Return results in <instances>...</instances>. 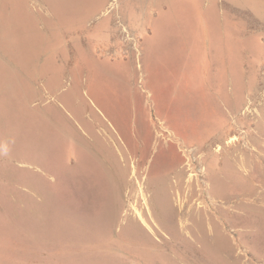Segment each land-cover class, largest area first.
Wrapping results in <instances>:
<instances>
[{
	"label": "rangeland",
	"instance_id": "374dc122",
	"mask_svg": "<svg viewBox=\"0 0 264 264\" xmlns=\"http://www.w3.org/2000/svg\"><path fill=\"white\" fill-rule=\"evenodd\" d=\"M171 2L168 9L174 14L164 17L168 29L183 19L179 12L187 5V0ZM152 8L145 0H0V131L5 133L0 132V264H264V62H257L252 80H199L193 86L187 72L197 70V75L203 61L195 59L188 71L182 66L184 59L170 52L167 43L153 41L154 35L144 29L153 19L146 23L144 16L135 14L137 10L152 14ZM210 11L188 19L193 25L204 20L210 38L203 40L219 45V33L212 30L218 14ZM244 30L242 55L239 49L237 53L241 67L249 70V63L256 60L253 56L264 57V41L254 26ZM143 39L151 40L142 45ZM218 50L206 46L201 57L206 62ZM212 84L230 91L225 96L227 107L221 106V100L218 104L216 96L211 98ZM233 89L242 92L237 111ZM67 90H73L74 96ZM88 119L95 121V129ZM85 120L89 124L84 126ZM220 133L222 148L215 153L209 138ZM171 136H176L172 147L183 170L178 185L166 151ZM120 164L128 178L121 188L110 189L106 171ZM162 177H168L167 191L174 205L181 198L192 211L216 215L221 253L199 237L192 245L184 237L170 239V223L160 222L169 236L153 227L158 239L141 226L137 214L148 219V207L159 201ZM213 189L237 196L215 197Z\"/></svg>",
	"mask_w": 264,
	"mask_h": 264
},
{
	"label": "crops",
	"instance_id": "0c3cea01",
	"mask_svg": "<svg viewBox=\"0 0 264 264\" xmlns=\"http://www.w3.org/2000/svg\"><path fill=\"white\" fill-rule=\"evenodd\" d=\"M171 1L178 3L183 0H145L147 2V8L153 6L152 14H148L147 11L142 12L137 10L135 14H140L146 18V23H149L150 19H153L151 24H147V27L144 28L148 34L151 35V38L155 39L153 41L159 40L158 42H165L169 47L170 52H173L175 55H180L184 60L182 66L185 69H192L193 61L198 59L199 61H203V68L201 69V73L199 72L197 75V70L192 72H187L191 74V82L193 86H195L200 81L216 79L218 81L225 80H252L256 77V71L258 64L264 62V57L258 60L253 56L254 63L252 61L249 63V70L246 68H242L243 64L242 60H238V49L239 56L242 55L241 52V42L242 32L247 27L252 29V26L262 34V39L264 41V0H187L186 7L179 12V14L183 13V19H178L177 23L172 26L171 29H168L164 23L168 19H164L165 14L173 16L174 10L168 9V5H171ZM192 1V3H190ZM206 1V2H205ZM146 7V6H145ZM211 8V14H218L217 27L212 30L217 31L219 33V45H214L213 42H210V29L207 27V23L204 20H199V25L191 24V21L188 19L192 15L196 14L199 17L203 16L207 13V9ZM142 10H144V6H142ZM188 10V14L186 11ZM160 13V15L158 14ZM155 20V21H154ZM188 21V24H187ZM195 21V18L194 20ZM149 28V29H148ZM144 29L141 30L143 33ZM261 29V30H260ZM204 33V34H203ZM205 35V36H204ZM201 37V39H200ZM202 37H209L205 41ZM151 40V39H150ZM150 40L143 39L142 45ZM239 40V41H238ZM218 47V51L211 52V59L204 61V58L201 55L205 54L206 46H209L210 49L214 46ZM239 45L240 48H237ZM213 51V50H212ZM209 54V51L207 52ZM216 54V56L214 55ZM242 57V56H241ZM252 55L249 53V57ZM186 61V62H185ZM191 61V62H189ZM259 63L257 64V62ZM211 64L214 66L211 68ZM214 64L218 66L215 67ZM198 65V64H194ZM197 81V82H194ZM214 86L213 90L215 93H210L211 98L216 96L218 98V104L221 100V106L224 108L227 107L225 96L229 92L225 90V88L220 87V84H212ZM233 95L237 97V106L234 107L235 111H237L240 107L241 103V95L242 92L240 89H233ZM236 102V99H234ZM130 157V156H129ZM123 166L111 167L110 171H107L108 174V182L111 187L121 188L124 180H127L128 173Z\"/></svg>",
	"mask_w": 264,
	"mask_h": 264
},
{
	"label": "bare ground",
	"instance_id": "6f19581e",
	"mask_svg": "<svg viewBox=\"0 0 264 264\" xmlns=\"http://www.w3.org/2000/svg\"><path fill=\"white\" fill-rule=\"evenodd\" d=\"M110 3H112V2H110ZM88 15H90V14H88ZM87 17V16H86ZM38 19V18H37ZM40 20V19H39ZM38 21V20H37ZM46 29V28H45ZM75 29H77V28H75ZM75 29H74V31H75ZM80 31V30H79ZM64 33V32H63ZM76 33V32H75ZM45 34V33H44ZM66 34V33H65ZM78 34V33H77ZM62 35V34H61ZM65 36V35H64ZM1 37V36H0ZM70 38H71V36H70ZM66 39V38H65ZM65 41V40H64ZM261 43V42H260ZM56 47V46H55ZM262 47H263V45H262ZM262 47H260V48H262ZM49 52V51H48ZM3 53V52H2ZM1 53V54H2ZM57 53V52H56ZM40 54H41V52H40ZM58 54V53H57ZM11 60V59H10ZM11 62V61H10ZM7 63V62H6ZM14 63V62H13ZM59 63V62H58ZM9 64V63H8ZM11 65H12V63H11ZM10 65V66H11ZM65 65V64H64ZM16 67V66H15ZM30 67V66H29ZM79 67V66H78ZM11 68V67H10ZM73 68V67H72ZM75 68V67H74ZM30 69V68H29ZM35 69H37V67L35 68ZM72 70H74V69H72ZM50 71V70H49ZM48 71V72H49ZM71 71V70H70ZM16 72H18V71H16ZM32 72H34V69H33V71ZM73 72H75V71H73ZM73 72H71V73H73ZM14 73V72H13ZM19 73V72H18ZM37 73V72H36ZM76 73V72H75ZM59 75H61V74H59ZM79 74H77V76H78ZM73 76H74V74H73ZM43 77V76H42ZM76 77V76H75ZM74 77V78H75ZM81 77V76H80ZM61 78V77H60ZM43 79V78H42ZM67 79V78H66ZM81 79V78H80ZM33 80H35V79H33ZM38 80V79H37ZM18 81V80H17ZM36 81V80H35ZM62 81V80H61ZM75 81V80H74ZM80 81V80H79ZM130 81V80H129ZM63 82H65V81H63ZM41 83H42V80H41ZM81 83V82H80ZM79 83V84H80ZM9 84V83H8ZM18 84H19V82H18ZM54 86H55V84L54 83H52ZM62 84V83H61ZM40 85V84H39ZM60 85V84H59ZM76 85V84H75ZM8 86V85H7ZM9 86H10V84H9ZM8 86V87H9ZM20 86V85H19ZM4 87V86H3ZM6 87V86H5ZM29 87H31V89H33L32 87V85H29ZM7 88V87H6ZM39 88V87H38ZM43 88H44V86H43ZM3 89V88H2ZM50 89H52V88H50ZM57 89V88H56ZM47 90V89H46ZM62 90V89H61ZM69 90V89H68ZM68 90H67V92H68ZM1 91V90H0ZM42 91V90H41ZM54 91V90H53ZM52 91V92H53ZM58 91V90H57ZM61 92H63V91H61ZM71 93H72V95L71 96H74L73 94V90H71L70 91ZM70 92H68L69 94H70ZM75 92V91H74ZM30 93V92H29ZM32 93V92H31ZM35 93V92H34ZM44 93V92H43ZM48 93H49V91H48ZM64 93H65V90H64ZM80 93V92H79ZM25 94V93H24ZM23 94V95H24ZM40 94V93H39ZM54 94V93H53ZM66 94V93H65ZM22 95V96H23ZM36 95V94H35ZM34 95V96H35ZM42 95V94H41ZM55 95V94H54ZM66 95H68V94H66ZM77 95V94H76ZM28 96H29V94H28ZM31 96L32 95H30L29 96V98H31ZM51 96H52V94H51ZM27 98V97H26ZM81 98V97H80ZM164 98V97H163ZM20 99V98H19ZM44 99V98H43ZM56 99V98H55ZM66 99V98H65ZM79 99V98H78ZM82 99V98H81ZM34 100V99H33ZM37 100V99H36ZM35 100V101H36ZM63 100V99H62ZM72 100V99H71ZM75 100H76V97H75ZM25 101V100H24ZM58 101V100H57ZM74 101V100H73ZM73 101L71 102L72 104H70L69 105V108H70V106L71 105H73L74 103H73ZM82 101V100H81ZM22 102V101H21ZM40 102V101H39ZM83 102V101H82ZM23 103V102H22ZM32 103V102H31ZM38 103V102H37ZM66 104H68L67 102H65ZM80 102H78V104H79ZM30 104V103H29ZM59 104V103H58ZM77 104V103H76ZM84 104H86V103H84ZM63 105H64V103H63ZM87 105V104H86ZM32 106V105H31ZM43 105H41V107H42ZM75 106V105H74ZM77 106V105H76ZM79 106H81L82 107V109H83V106L82 105H79ZM54 107V106H53ZM58 107V106H57ZM63 107V106H62ZM80 107V108H81ZM26 108V107H25ZM32 108V107H31ZM43 108H45V107H43ZM51 108H52V105H51ZM55 108H56V106H55ZM79 108V107H78ZM78 108L76 107V109L78 110ZM79 108V109H80ZM16 109V108H15ZM24 109V108H23ZM49 109V108H48ZM57 109V108H56ZM55 109V110H56ZM59 109V108H58ZM64 109V108H63ZM72 109H75V108H72ZM89 109V108H88ZM37 110V109H36ZM39 110V109H38ZM65 110V109H64ZM68 110V109H67ZM71 110V109H70ZM81 110V109H80ZM89 110H91V109H89ZM40 111V110H39ZM45 111V110H44ZM47 111V110H46ZM49 111V110H48ZM52 112L51 113H54L55 115H57V113H56V111H53V110H51ZM58 111V110H57ZM72 111V110H71ZM19 112V111H18ZM23 112V111H22ZM62 112V111H61ZM78 112V111H77ZM85 112V111H84ZM89 112V111H88ZM41 113V112H40ZM43 113V112H42ZM47 113V112H46ZM60 113V112H59ZM64 113V112H63ZM74 113V112H73ZM82 113H83V111H82ZM45 114V113H44ZM48 114V113H47ZM53 114V115H54ZM79 114H81L80 112H79ZM84 114V113H83ZM52 115V116H53ZM74 115H76V114H74ZM18 116H20V115H18ZM50 116H51V114H50ZM82 116V115H81ZM48 117V116H47ZM59 117V116H58ZM94 117L95 116H93L92 118L94 119ZM60 118L61 117H59V120H60ZM63 118V117H62ZM75 118H76V116H75ZM64 119V118H63ZM79 119H81V118H79ZM79 119H77V120H79ZM89 120V119H88ZM161 120V119H160ZM7 121V120H6ZM51 121V120H50ZM54 121V120H53ZM79 121H82L83 122V120L81 119V120H79ZM89 121H91V120H89ZM95 121H97L96 120V118H95ZM95 121L94 120H92L91 121V123L93 122V128L95 129ZM5 122V121H4ZM4 122H2V123H4ZM24 123V122H23ZM72 123V122H71ZM79 123H81V122H79ZM86 123H88L89 124V122H86V120H85V122L83 123V125L84 124H86ZM90 123V124H91ZM5 124V123H4ZM4 124H2L3 125V127H4ZM52 124V123H51ZM53 124H56V123H53ZM25 125V124H24ZM29 125V124H28ZM78 125V124H77ZM87 125V124H86ZM60 126V125H59ZM85 126V125H84ZM0 127H2V126H0ZM19 127V126H18ZM55 127V126H54ZM66 127L68 128V126L66 125ZM88 127H90L89 125L86 127V128H88ZM30 128V127H29ZM69 128H71L70 126H69ZM74 128H75V126H74ZM81 128V127H80ZM79 128V129H80ZM85 128V129H86ZM17 129H19L20 130V127L19 128H17ZM56 129V128H55ZM9 130V129H8ZM37 130V129H36ZM88 130L89 129H87V132H88ZM93 129H91V127H90V130L89 131H92ZM38 131V130H37ZM74 131V130H73ZM72 131V132H73ZM163 131V130H162ZM1 132V131H0ZM7 132H9V131H7ZM17 132V131H16ZM39 132V131H38ZM65 132V131H64ZM84 132V131H83ZM82 132V133H83ZM93 132L94 133H96V131L95 130H93ZM2 133H4L3 131L1 132V134ZM18 133H19V131H18ZM37 133V132H36ZM40 133H41V131H40ZM47 133H48V131H47ZM62 133V132H61ZM85 133H86V130H85ZM91 133V132H90ZM90 133H87L88 134V136H89V134ZM5 134V133H4ZM42 134V133H41ZM40 134V135H41ZM65 134V133H64ZM76 134V133H75ZM161 134H162V132H161ZM173 134V133H172ZM8 135V134H7ZM15 135V134H14ZM20 135H22V133L20 134ZM80 135H81V133H80ZM97 135V134H96ZM6 136V135H5ZM10 136V135H9ZM76 136H77V134H76ZM6 137H8V136H6ZM67 137V136H66ZM65 137V135H64V138H66ZM78 137V136H77ZM90 137H92L93 138V136L92 135H90ZM100 137V136H99ZM1 138V137H0ZM20 138V137H19ZM79 138H81V137H79ZM84 138V137H83ZM82 138V139H83ZM101 138V137H100ZM171 139L169 140V144H170V146L168 145V149L166 150L167 151V154H168V158H169V160H171L170 161V165L173 167L172 168V171L175 169V171H173L174 173H175V175H176V180H175V183L178 185L179 184V180H181V178H182V176H183V170L181 169V168H179V164H180V159H179V157H178V155L175 153V151H174V149H173V147H172V145H174L175 146V141H177L176 140V136H171L170 137ZM3 139V138H2ZM8 139V138H7ZM11 139H12V137H11ZM14 139V138H13ZM12 139V140H13ZM90 139V138H89ZM96 139V138H95ZM9 140V139H8ZM19 140V139H18ZM65 140V139H64ZM63 140V141H64ZM74 140V139H73ZM84 140V139H83ZM86 140V139H85ZM91 140V139H90ZM101 140H103L102 138H101ZM209 143L210 144H214L215 145V148H214V150H215V153H218V151L222 148V146H221V141L223 140V135H221V133L220 134H218V135H216V136H214V135H212L210 138H209ZM4 141H5V138H4ZM10 141L11 140H9V142L8 143H10ZM87 141V140H86ZM6 142V141H5ZM4 142V143H5ZM58 142V141H57ZM56 142V143H57ZM60 142V141H59ZM58 142V143H59ZM74 142H75V140H74ZM99 142H101V141H99ZM7 143V142H6ZM60 143H62V141L60 142ZM67 143V142H66ZM76 143V142H75ZM96 143V142H95ZM102 143V142H101ZM16 144V143H15ZM2 145H3V143H2ZM12 145V144H11ZM1 146V145H0ZM4 146H5V144H4ZM53 146V145H52ZM51 146V147H52ZM60 146V145H59ZM85 146V145H84ZM91 146V145H90ZM144 146H145V144H144ZM1 147H3V146H1ZM7 147H9L10 148V146H8L7 145ZM101 147H103V145L101 144ZM11 148H12V146H11ZM50 148V147H49ZM49 148H48V150H49ZM53 148V147H52ZM51 148V149H52ZM91 148V147H90ZM54 149H56L55 148V146H54ZM58 149V148H57ZM69 149H71L70 148V146H69ZM75 149V148H74ZM83 149V148H82ZM87 149V148H86ZM93 149V148H92ZM92 149H91V151H92ZM5 150V149H4ZM8 152H9V150L10 149H6ZM12 150H13V148H12ZM58 151H59V149H58ZM58 151H57V153H58ZM69 151V150H68ZM76 151V150H75ZM85 151V150H84ZM88 151V150H87ZM217 151V152H216ZM18 152H19V150H18ZM47 152V151H46ZM74 152V151H73ZM93 152V151H92ZM108 152V151H107ZM61 153V152H60ZM84 153H86V152H84ZM89 153V152H88ZM95 153V152H94ZM9 154H11V153H9ZM49 154H50V152H49ZM70 154V153H69ZM13 154H11V156H12ZM48 155V154H47ZM61 154H59V156H60ZM65 155H67V154H65ZM64 155V156H65ZM74 155H77L76 154V152H75V154ZM98 155V154H97ZM96 155V156H97ZM10 156V155H9ZM13 156H15V155H13ZM59 156H57L58 158H59ZM68 156V155H67ZM66 156V157H67ZM83 156V155H82ZM21 157V156H20ZM43 157H44V155H43ZM46 157H48V156H46ZM71 157V156H70ZM76 157H78V156H76ZM85 157V156H84ZM89 157V156H88ZM45 158V157H44ZM44 158H42L41 157V159H44ZM53 158V157H52ZM91 158V157H90ZM97 159H99V157L97 156L96 157ZM103 158V157H102ZM47 159V158H46ZM57 159V158H56ZM67 159V158H66ZM89 159V158H88ZM101 159V158H100ZM110 159V158H109ZM113 159V158H112ZM22 160V159H21ZM24 160H25V158H24ZM29 161V159H26V161ZM48 160V159H47ZM52 160V159H51ZM113 160H115V158L113 159ZM43 161V160H42ZM41 161V162H42ZM49 161L50 160H48V162H47V164H48V166L50 165V163H49ZM56 161V160H55ZM55 161H52L53 162V164H54V162ZM79 161V160H78ZM92 161H94L93 159H92ZM101 161V160H100ZM116 161V160H115ZM34 162V161H33ZM58 161H56V163L55 164H57V167H58V163H57ZM67 162V161H66ZM81 162H83L82 160H81ZM86 162V161H85ZM27 163V162H26ZM31 163V162H30ZM40 163V162H39ZM79 163H80V161H79ZM91 163H93V162H91ZM111 163V162H110ZM32 164V163H31ZM43 164V163H42ZM44 164H46V163H44ZM46 164V165H47ZM52 164V163H51ZM52 164V165H53ZM67 164V163H66ZM65 164V165H66ZM74 164V163H73ZM102 164H104V163H102ZM45 165V166H46ZM65 165L63 166V167H65ZM85 165H86V163H85ZM30 166V165H29ZM38 166H40V165H38ZM37 166V167H38ZM92 166V168L94 167V164L93 165H91ZM41 167V166H40ZM50 167H51V165H50ZM60 167V166H59ZM67 167H68V165H67ZM72 167V166H71ZM5 168V167H4ZM35 168H36V165H35ZM39 168V167H38ZM61 168V167H60ZM66 168V167H65ZM69 168V167H68ZM109 168V167H108ZM3 169V168H2ZM1 169V170H2ZM59 169V168H58ZM62 169V168H61ZM67 169V168H66ZM6 170V169H5ZM9 170V169H8ZM38 170H40V169H38ZM42 170H44V169H42ZM55 170H57V168L55 169ZM64 169H62V171H63ZM69 170H73V169H69ZM105 170H107L106 168H105ZM58 171V170H57ZM61 171V170H60ZM66 171H68V169L66 170ZM3 172H4V170H3ZM2 172V173H3ZM6 172V171H5ZM8 172V174H9V171H7ZM39 172V171H38ZM55 172V171H54ZM64 172V171H63ZM69 172V171H68ZM90 172V171H89ZM107 172V171H106ZM171 172V171H170ZM172 172V173H173ZM233 172L234 171H232L231 173L233 174ZM77 173H78V171H77ZM80 173H81V171H80ZM80 173H78V174H80ZM220 173V172H219ZM236 173V172H235ZM11 174V173H10ZM9 174V175H10ZM13 174H15V173H13ZM25 174V173H24ZM81 174H83V173H81ZM86 174V173H85ZM84 174V175H85ZM171 174V173H170ZM221 175H222V173H221ZM235 175V174H234ZM11 176V175H10ZM17 176V175H16ZM41 176V175H40ZM80 176V175H79ZM226 176V175H225ZM42 177V176H41ZM235 177V176H234ZM237 177V176H236ZM235 177V178H236ZM14 178H15V176H14ZM18 178V177H17ZM20 178V177H19ZM28 178V177H27ZM226 178L227 177H225V180H226ZM229 178V177H228ZM227 178V179H228ZM233 178V177H232ZM41 179H43V178H41ZM40 179V180H41ZM81 179H82V176H81ZM220 180H222L221 178H219ZM230 179V178H229ZM18 180V179H17ZM34 180V179H33ZM44 180V179H43ZM42 180V181H43ZM224 180V179H223ZM20 182H21V180H19ZM18 181V182H19ZM28 181V180H27ZM210 182H211V180H209ZM215 181H216V179H215ZM217 181H218V178H217ZM17 182V181H16ZM17 182V183H18ZM23 182V181H22ZM29 182V181H28ZM30 182H32V181H30ZM35 182V181H34ZM33 182V183H34ZM43 183V182H42ZM44 183H45V180H44ZM43 183V184H44ZM83 183V182H82ZM222 183V182H221ZM28 184H30V183H28ZM41 184V183H40ZM48 184V183H47ZM80 184H81V182H80ZM160 184H161V190H160V193L158 194V195H156V197L158 196V199H159V201H157V202H152L151 203V205L148 207V219L147 218H145L141 213H139L138 212V214H137V220H138V222L141 224V226L142 227H144V229L149 233V234H152V235H154V238H156V239H158V237H157V235H155V233H154V228L153 227H156V229H158V230H161L163 233H165V235H167V236H169V234H168V232H166L163 228H162V226H161V224H160V222H164V223H170L171 225H172V232H173V234L171 235V238L170 239H176V240H179L180 241V238H186V239H188V240H190L191 241V245L193 244L192 242L193 241H195L196 240V238L197 237H199L198 239H200V238H202V239H204L205 241L207 240L209 243H210V246H209V248L211 247V246H213V248L217 251V252H219L220 251V253H221V246H219L218 247V245H217V243L219 242V244H220V242H221V240H222V232H221V225H220V222H219V220L216 218V215H214L213 213H210V212H207L206 210H204V209H202V210H204L203 212L202 211H200V210H196V211H192V210H190L188 207H186V204H185V202H184V200H182L181 198L179 199L178 198V204L177 205H174L173 203H172V199H171V197H170V195H169V193H168V191H167V187L169 186V180H168V177H162V178H160ZM223 184V183H222ZM23 185V184H22ZM31 185V184H30ZM34 185V184H33ZM35 185L36 186H38V184L37 183H35ZM46 185V184H45ZM44 185V188H46V186ZM220 185V184H219ZM24 186H26L25 184H24ZM23 186V187H24ZM28 186V185H27ZM41 186H42V184H41ZM82 186H83V184H82ZM16 187V186H15ZM14 187V188H15ZM19 187V186H18ZM78 187H80L81 188V186H79V183H78ZM90 187V186H89ZM28 188H30V187H28ZM35 188V187H34ZM80 188H79V191L78 192H80L81 190H80ZM85 188V187H84ZM83 188V189H84ZM18 189V188H17ZM16 189V190H17ZM38 189V188H37ZM76 189V188H75ZM16 190H15V192H16ZM30 190V189H29ZM35 190V189H34ZM48 190V189H47ZM46 190V191H47ZM56 190H58V189H55V192H56ZM99 190V189H98ZM102 190V189H101ZM11 191V190H10ZM36 191V190H35ZM39 191H41V190H39ZM59 192V195H60V189L58 190ZM75 191V190H74ZM97 191V190H96ZM100 191V190H99ZM212 191V193L214 194V196L215 197H222L223 199H226V200H230L231 198H234V197H236L237 195L235 194V195H231V194H228V195H222V194H220V193H218L217 191H216V189H213V190H211ZM21 191H19V193H20ZM29 192V191H28ZM37 192H38V190H37ZM48 192V191H47ZM46 192V194H49V193H47ZM54 192V194L56 195V193ZM83 192V191H82ZM100 192H102V191H100ZM1 193V192H0ZM23 193V192H22ZM25 193V192H24ZM65 192L63 191V194H64ZM84 193V192H83ZM11 194V193H10ZM9 194V195H10ZM21 194V193H20ZM27 194V193H26ZM50 194H52V193H50ZM66 194H67V192H66ZM65 194V196L66 197H64V198H67V195ZM33 195V194H32ZM55 195H53V196H55ZM61 195H62V193H61ZM69 195V194H68ZM84 195V194H83ZM102 195H103V193H102ZM5 196H7V194H5ZM11 196V195H10ZM25 196V195H24ZM29 195H27L26 196V198L28 197ZM42 195L40 194V197H41ZM80 196V195H79ZM2 197V196H1ZM0 197V198H1ZM14 197H16V195L14 196ZM30 197V196H29ZM58 197V196H57ZM70 197V196H69ZM68 197V199H70ZM91 197H92V195H91ZM102 197V196H101ZM9 198V197H8ZM11 198V197H10ZM93 198V197H92ZM92 198H90V199H92ZM14 199V198H13ZM29 199H31V198H29ZM83 199V198H82ZM16 200V199H15ZM20 200V199H19ZM25 200V199H24ZM35 200V199H34ZM44 200V199H43ZM64 200V199H63ZM66 201H70V200H67V199H65ZM72 200H73V197H72ZM75 200H76V198H75ZM1 201V200H0ZM21 201V200H20ZM36 201V200H35ZM37 201H39V200H37ZM37 201H36V203H37ZM86 201V200H85ZM93 200H91V202H92ZM102 201V200H101ZM107 202H109L108 200H106ZM105 201V202H106ZM115 201H116V199H115ZM114 201V202H115ZM26 202V201H25ZM24 202V203H25ZM76 202H78V201H76ZM84 202V201H83ZM86 202H88V200L86 201ZM113 202V201H112ZM27 203V202H26ZM89 203V202H88ZM1 204V203H0ZM29 204V203H28ZM47 204V203H46ZM108 204V203H107ZM110 204H112L111 202H110ZM109 204V205H110ZM9 205H10V203H9ZM33 205V204H32ZM113 205V204H112ZM79 206H82V204L80 205L79 203H78V207ZM1 207H2V205H1ZM15 207V206H14ZM27 207H28V205H27ZM31 207V206H30ZM36 207V206H35ZM35 207H33L34 209H35ZM39 207V206H38ZM24 208V207H23ZM37 208V207H36ZM81 208V207H80ZM107 208H108V206H107ZM106 208V209H107ZM110 208V207H109ZM10 209V208H9ZM13 209V208H12ZM15 210H16V208H14ZM27 209V208H26ZM39 209H40V207H39ZM105 209V208H104ZM105 209V210H106ZM29 210V209H28ZM41 210V209H40ZM108 210V209H107ZM110 210V209H109ZM10 211V210H9ZM17 211V210H16ZM15 211V212H16ZM80 211V210H79ZM7 212H8V209H7ZM12 212V211H11ZM22 212V211H21ZM27 212V211H26ZM37 212V211H36ZM41 213H42V211H40ZM119 212V211H118ZM104 213V212H103ZM12 213H10V215H11ZM15 214V213H14ZM30 214V213H29ZM33 214V213H32ZM119 214V213H118ZM117 214V215H118ZM9 215V214H8ZM9 215V216H10ZM22 215V214H21ZM28 215V214H27ZM40 215V214H39ZM42 215V214H41ZM113 215V214H112ZM11 216H14V215H11ZM17 216V215H16ZM116 216V215H115ZM119 216V215H118ZM32 218H33V215L31 216ZM39 217V216H38ZM106 217V216H105ZM9 218V217H8ZM11 218V217H10ZM34 218H36L35 217V214H34ZM41 218H43V217H41ZM39 219V218H38ZM110 220H111V218H109ZM116 219V218H115ZM42 220V219H41ZM109 220V221H110ZM6 221V220H5ZM11 221V220H10ZM119 221V220H118ZM111 222V221H110ZM112 222H113V220H112ZM115 222V221H114ZM114 224H116V223H114ZM9 225H11V224H9ZM13 226V225H12ZM115 226V225H114ZM112 227H113V225H112ZM167 227V226H166ZM118 229V228H117ZM168 230V229H167ZM11 232L12 230H11V228H10V230H8V232ZM116 231V230H115ZM118 235H120V234H118ZM121 236L123 237V235H122V233H121ZM121 236H119V237H121ZM144 237V236H143ZM116 238V237H115ZM177 238H179V239H177ZM18 239V238H17ZM111 239L113 240V238H112V236H111ZM130 239V238H129ZM202 239H200V240H202ZM43 240V239H42ZM45 240V239H44ZM162 240V239H161ZM187 240V242H190V241H188ZM120 241V240H119ZM30 243H32L31 241H29ZM113 243H114V240L112 241ZM111 242V243H112ZM122 242V241H121ZM120 242V243H121ZM183 242V241H182ZM186 242V243H187ZM29 243V244H30ZM110 243V244H111ZM112 243V245L114 246V244ZM125 243V242H124ZM159 243V242H158ZM201 243V242H200ZM209 243H207V244H209ZM212 243H214V245L212 244ZM216 243V244H215ZM202 244H206V243H202ZM31 245V244H30ZM37 246V245H36ZM144 246H146V245H144ZM157 246V245H156ZM175 246L178 248V244L177 243H175ZM188 246V245H187ZM203 246V245H202ZM201 246V247H202ZM206 246V245H205ZM11 247V246H10ZM119 247V246H118ZM204 247V246H203ZM13 248V247H12ZM42 248V247H41ZM115 248H117V247H115ZM120 248V247H119ZM122 248V247H121ZM208 248V250L207 249H205V250H207L208 252H209V250L211 249H209ZM39 249V248H38ZM124 250H125V248H123ZM122 249V250H123ZM149 249H150V247H149ZM152 249V248H151ZM127 251V250H126ZM178 251V250H177ZM211 251V250H210ZM214 251V250H213ZM113 252V251H112ZM123 252V251H122ZM129 252V251H128ZM152 252V251H151ZM150 252V253H151ZM124 253V252H123ZM210 253V252H209ZM212 253H214V252H211V256H212ZM220 253H219V255H220ZM215 254V253H214ZM217 255L218 254H216V257H217ZM172 257H173V255H172ZM213 257H215V256H213ZM219 257V256H218ZM221 257V256H220ZM229 257V256H228ZM224 258V257H223ZM123 260V259H122ZM120 263H122V262H120ZM183 263V262H182ZM222 263V262H221ZM144 264V263H143ZM184 264V263H183ZM192 264V263H191Z\"/></svg>",
	"mask_w": 264,
	"mask_h": 264
},
{
	"label": "built area",
	"instance_id": "2783aa9c",
	"mask_svg": "<svg viewBox=\"0 0 264 264\" xmlns=\"http://www.w3.org/2000/svg\"><path fill=\"white\" fill-rule=\"evenodd\" d=\"M124 29V28H123ZM125 30V29H124Z\"/></svg>",
	"mask_w": 264,
	"mask_h": 264
}]
</instances>
